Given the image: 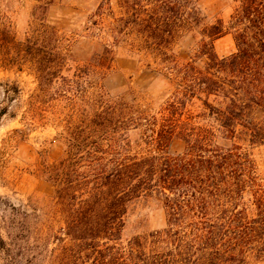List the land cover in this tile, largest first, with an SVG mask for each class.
<instances>
[{
  "label": "trees",
  "instance_id": "trees-1",
  "mask_svg": "<svg viewBox=\"0 0 264 264\" xmlns=\"http://www.w3.org/2000/svg\"><path fill=\"white\" fill-rule=\"evenodd\" d=\"M120 1L108 32L132 37L159 62L155 70L172 91L158 111L143 109L131 90L87 92L88 79L106 68L108 51L98 64L63 75L67 56L56 53L57 33L47 25L54 0L34 8L40 26L23 42L0 35L5 49L27 55L40 98L52 90L50 102L66 122L57 138L63 156L43 169L54 188L51 206L12 208L15 227L29 232L31 225L34 235L60 244L50 264L264 260V183L236 142L244 136L249 145H264V0H226L234 5L227 22L205 14L201 0ZM228 34L236 50L220 58L214 42ZM185 38L193 40L202 67L176 56L174 45ZM196 102L201 111L194 115ZM133 132L151 152H134ZM218 133L231 142L228 148L217 145ZM174 139L184 142L181 154L168 152ZM154 196L164 207L165 227L124 241L129 207Z\"/></svg>",
  "mask_w": 264,
  "mask_h": 264
},
{
  "label": "rangeland",
  "instance_id": "rangeland-1",
  "mask_svg": "<svg viewBox=\"0 0 264 264\" xmlns=\"http://www.w3.org/2000/svg\"><path fill=\"white\" fill-rule=\"evenodd\" d=\"M42 1L49 0H0V35L14 36L23 42L32 34V26H40L31 15ZM120 2L54 0L47 25L57 33L56 53L67 56L63 75L72 76L76 66L84 69L89 64H98L108 51L106 68L98 69L99 74L88 79L87 92L112 96L131 90L143 109L158 111L172 91L155 70L159 62L142 51L132 37L111 38L108 32L112 18L119 17ZM200 6L209 17L215 16L224 22L234 9L226 0H201ZM100 7H103L102 18L98 13ZM4 28L9 32H2ZM4 47L0 42V264H50L58 257L60 244L42 234L34 235L31 225H27L29 232L17 229L12 208L24 207L31 212L29 207H35L45 212L51 206L54 188L43 175V169L55 165L63 156V147L57 138L66 125L65 117L50 102L49 98H54L52 90L46 95L48 98H40L42 92L34 66L25 60L27 55L22 49L10 51ZM195 49L189 38L174 45L181 62L202 67L203 60L195 57ZM235 50L231 34L214 42V51L220 58ZM42 53L40 49L36 55ZM213 105L219 106V103ZM200 111V103L196 102L192 112L195 115ZM130 138L134 152H151V146L142 142L139 132L131 133ZM239 138L236 142L253 158L264 183V145L252 146L244 136ZM216 143L224 148L231 145L219 133ZM184 147L183 141L174 139L168 152L181 154ZM165 222L164 207L157 197L136 200L129 207L123 239L130 241L162 230ZM252 264H264V260Z\"/></svg>",
  "mask_w": 264,
  "mask_h": 264
}]
</instances>
